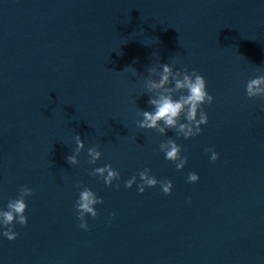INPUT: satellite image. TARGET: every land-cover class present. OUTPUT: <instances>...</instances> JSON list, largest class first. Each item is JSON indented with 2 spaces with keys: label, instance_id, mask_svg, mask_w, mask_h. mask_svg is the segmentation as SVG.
I'll list each match as a JSON object with an SVG mask.
<instances>
[{
  "label": "water",
  "instance_id": "obj_1",
  "mask_svg": "<svg viewBox=\"0 0 264 264\" xmlns=\"http://www.w3.org/2000/svg\"><path fill=\"white\" fill-rule=\"evenodd\" d=\"M160 63L205 78L214 99L199 135L137 126ZM257 75L264 0H0V208L33 189L27 225L0 234V264H264V97L245 92ZM75 134L85 147L71 165ZM169 136L181 170L159 151ZM106 163L120 173L112 186L90 174ZM145 167L170 194L124 188ZM77 184L103 199L87 231Z\"/></svg>",
  "mask_w": 264,
  "mask_h": 264
},
{
  "label": "clouds",
  "instance_id": "obj_2",
  "mask_svg": "<svg viewBox=\"0 0 264 264\" xmlns=\"http://www.w3.org/2000/svg\"><path fill=\"white\" fill-rule=\"evenodd\" d=\"M127 68H131L136 73L135 68L129 66L125 69ZM147 73L143 86L150 94L147 101L150 110H140L139 115L142 119L136 121L137 126L141 129H155L162 135L167 130H172L177 137L182 136L184 139L199 135L202 131L201 125L208 122L203 105L212 104L214 99L206 90L205 78L194 68L189 71L185 65L174 70L169 63H160L158 68L156 66L148 67ZM154 76H158V79ZM245 92L248 98L264 97V75L248 79ZM73 139L75 140V149L65 159L69 164L76 165L79 163L78 154L85 146L79 134H75ZM98 149L99 145L87 148L88 163L95 164L101 157V152ZM159 151L164 153L166 160L174 163L177 170L183 169L188 160L187 155H181L182 145L178 144L171 136L159 144ZM205 152L210 153V162H215L219 158V154L213 149L206 148ZM150 171L145 167L138 174H133L129 179L123 181L124 188L129 189L136 183L137 190L143 193L146 187H154L159 184L163 194H170L173 187L172 181L170 179L158 180L155 176L150 175ZM90 174L100 176L106 186H112L113 180H120L119 171L107 163L91 169ZM198 179L199 175L194 171L187 175L189 183L196 182ZM76 187L79 194L73 208L76 210V218L79 221L77 227L87 231L89 225L86 216L95 219L98 216V210L94 206L102 204L103 199L87 186L81 187L80 184H77ZM115 187L119 189L120 184L117 183ZM32 194V188L21 186L18 189L17 197L8 200L6 209L0 208V234L8 240H14L19 235L14 231L15 224L27 225L28 220L24 214L27 208L25 198ZM110 215L114 216L115 213H110Z\"/></svg>",
  "mask_w": 264,
  "mask_h": 264
}]
</instances>
